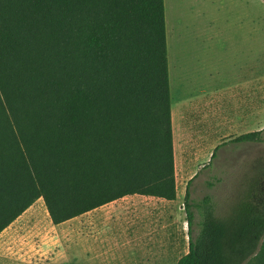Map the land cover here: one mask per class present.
<instances>
[{"label":"trees","instance_id":"1","mask_svg":"<svg viewBox=\"0 0 264 264\" xmlns=\"http://www.w3.org/2000/svg\"><path fill=\"white\" fill-rule=\"evenodd\" d=\"M164 13L163 0H0V233L38 200L53 226L128 196L175 201ZM197 175L176 264H264L254 183L218 218L210 196L190 200Z\"/></svg>","mask_w":264,"mask_h":264},{"label":"crops","instance_id":"2","mask_svg":"<svg viewBox=\"0 0 264 264\" xmlns=\"http://www.w3.org/2000/svg\"><path fill=\"white\" fill-rule=\"evenodd\" d=\"M166 55L168 65L167 42ZM262 65L257 71L248 62L236 66V74L224 89L238 109L240 116L234 118L235 122H247V128L259 131L264 129ZM251 83H258L256 101ZM192 91L170 96L175 201L128 196L57 226L51 224L48 216L47 221H40L37 217L42 212L35 211L32 205L0 233V264H42V248L47 240L64 244L62 264H119L125 259H132L133 264H155L157 259L183 255L186 222L180 195L184 198L188 181L208 166L205 161L209 159L211 163L219 146L216 139L213 144L211 140L218 128L219 111L223 112L217 86L214 92L203 95L197 89ZM220 116L223 123L233 125L234 119Z\"/></svg>","mask_w":264,"mask_h":264},{"label":"rangeland","instance_id":"3","mask_svg":"<svg viewBox=\"0 0 264 264\" xmlns=\"http://www.w3.org/2000/svg\"><path fill=\"white\" fill-rule=\"evenodd\" d=\"M164 10L170 96L172 97L174 92L183 94L193 89H197L199 94L210 93L214 92L217 86L219 106L223 108V112L219 111L218 128L211 141L213 144L216 139L218 145L224 146L218 149L211 163H208L209 159L205 161L208 166L201 169L191 183L190 200L196 204L204 196H210L215 205L216 217L224 218L242 198L250 183H254L252 188L254 199L264 211V129L262 142L232 143L231 140L236 136L259 130L247 128V122L242 124L236 123L237 120L235 122L234 118L240 116L237 114L238 109H235L233 100L229 99L224 90L236 74V66L248 62L256 71L263 67L264 2L164 0ZM257 86L258 83H251L250 87L255 101ZM239 109L242 113V106ZM220 114L222 117L234 119L231 121L233 125L223 123ZM180 196L184 199L183 195ZM34 210L42 212V215L37 217L40 221L48 220L42 200L34 204ZM182 213L185 221L183 210ZM193 213V231L196 232L199 215L195 210ZM47 241L42 248V264L64 263V244ZM182 243L185 244L183 255L157 259L155 264H175L179 258L187 254L186 226ZM131 260L125 259L119 264H133Z\"/></svg>","mask_w":264,"mask_h":264},{"label":"bare ground","instance_id":"4","mask_svg":"<svg viewBox=\"0 0 264 264\" xmlns=\"http://www.w3.org/2000/svg\"><path fill=\"white\" fill-rule=\"evenodd\" d=\"M169 42H170V44H171V40H170V38H169Z\"/></svg>","mask_w":264,"mask_h":264}]
</instances>
